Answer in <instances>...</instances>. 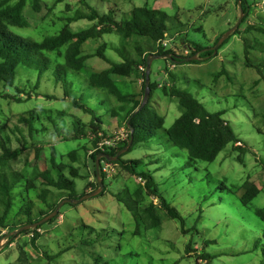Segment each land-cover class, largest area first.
<instances>
[{
  "label": "rangeland",
  "instance_id": "1",
  "mask_svg": "<svg viewBox=\"0 0 264 264\" xmlns=\"http://www.w3.org/2000/svg\"><path fill=\"white\" fill-rule=\"evenodd\" d=\"M85 1L100 13L112 10L117 20L135 7L164 11L168 15L167 34L174 38L177 52L185 56L182 42L211 47L244 13L240 0ZM81 2L40 0V10H35L33 0H26L24 15L29 25L12 30L41 41L59 31L77 12H85ZM258 3L260 0H245L247 18L217 56L200 63H174L168 59L152 63L150 103L165 118V125L146 142L133 145L123 159L148 164L140 168L154 173L158 190L183 216L184 225L158 211L159 205L155 207L160 226L147 230L143 217L138 224L133 213L115 196L125 201L127 187L130 191L138 190L144 186V180L120 165H110L105 193L79 204L64 205L59 218L42 225L36 246L30 242L31 234H21L12 243L8 230L1 231L4 237L0 240V264H206L207 260L209 264H264V222L255 214L257 209L264 208V31H259L264 29V7H258ZM88 26L87 21L81 20L72 23L71 28L79 31ZM104 44L108 45L106 56L120 62L114 50L121 44L117 34L89 40L83 45V52L94 54ZM131 55L136 57L137 52L132 50ZM46 57L48 71L41 73L20 66L12 87L4 89L0 85V138L13 149L24 144L30 147L22 158L5 169L0 167V176L9 185L13 184L15 173L34 180L38 172L52 167L53 150L59 161L62 155L78 150L79 163L67 158L64 162L79 168L73 192L79 199L88 191V184L96 182V177L95 165L87 156L93 149V138H73L75 133H87L89 123L98 117L103 121L106 136H112L125 128L124 121L114 118L113 112L123 118L132 106L130 102L120 105L92 88L85 73L68 71L64 86L56 71V66L64 63L63 56L51 53ZM107 68L109 64L99 57H91L87 62L89 73ZM114 80L123 94L143 100L141 72L131 78L116 76ZM37 83L39 87L35 89ZM172 87L192 93L211 113L225 111L224 118L240 139L241 143L236 144L240 148L229 145L214 162L191 164L187 153L175 147L166 135L181 115L178 100L167 95ZM19 89L21 102L12 99L19 97ZM66 175L71 178L69 169ZM27 182H20L13 191L16 199L9 216L12 225L17 223L19 207L28 201ZM248 183L260 192L245 205L240 197L247 192ZM50 190L58 194L57 190ZM143 197L144 203L139 205L142 211L152 202V198ZM137 226L139 233L134 235ZM189 245L193 250H188ZM60 252L62 255L56 256Z\"/></svg>",
  "mask_w": 264,
  "mask_h": 264
},
{
  "label": "trees",
  "instance_id": "2",
  "mask_svg": "<svg viewBox=\"0 0 264 264\" xmlns=\"http://www.w3.org/2000/svg\"><path fill=\"white\" fill-rule=\"evenodd\" d=\"M58 1L62 3L65 0ZM240 2L243 12L246 13L247 11L243 8L245 0H240ZM39 3L40 0H33L35 10H40ZM81 3L86 8L85 12H77L74 17L67 19V23L64 24L59 31L45 37L41 41H37L21 36L12 30L14 28L23 29L29 25L24 15L26 0H0V85L4 89L12 87L15 84L18 68L20 66H24L28 69H36L41 73L48 71L50 65L46 55L57 53L58 55H62L64 59L63 64L56 66V71L60 73V78L64 82V86H67L65 85L67 82L65 79L68 71L79 74L85 73L87 74L86 79L92 88L102 91L110 98H114L120 105L130 102L132 108L123 118H119L116 112H113L112 115L124 121L125 124L131 119V125L134 128L133 145L146 142L151 138L153 132L163 129L165 125V118L158 114L150 103L153 94V85L152 83L150 84L151 95L148 104L141 111L135 113L140 107L142 100H133V96L123 94L114 80V77L131 78L136 75L137 72H139L140 66L147 67V58L152 53L157 55L171 54L174 59L183 57L177 54L175 49H164L163 47L157 49V42L165 38L168 33V15L160 9L142 6L135 7L130 13L125 14L121 19L117 20L112 10L108 13H100L87 4L85 0H82ZM246 18L247 14L242 23L245 22ZM81 20H85L89 23L88 28L80 29L79 31L72 30V23ZM248 29L252 30V27L249 26ZM260 29L259 31H264V29ZM238 32L239 29L224 42L218 49L217 54H214L212 50L208 49L215 46L221 37L218 38L211 47H204L197 43L187 45L186 41H184L183 44L188 46L190 50L188 56L198 54L201 58L200 61H202L210 59L214 55L217 56L219 50H221L232 36L237 35ZM108 34H117L120 37L121 44L114 49L121 58L120 62L113 61L106 56L107 44L101 46L94 54L87 55L83 52V45L86 42L89 40L101 39L104 35ZM138 39H141L139 40L140 42H138ZM142 40L143 42H141ZM131 43H134V46ZM142 44L145 46H142ZM132 50L137 52L136 57L131 55ZM246 53H248L247 50ZM91 57H99L109 64V68L89 73L87 71V62ZM200 61H191L190 63H200ZM174 62L182 63V61L177 62L176 60H174ZM144 77L146 78V75H144ZM38 87L39 83L35 85V89ZM145 89L146 84L143 82L142 97L144 96ZM21 92L22 90L19 89V97L12 96V99L18 102L23 101ZM65 95L67 96V93H65ZM167 95L177 99L181 109V115L174 121L172 126L166 130L167 138L175 147L187 153V157L191 164L198 161L208 163L214 162L219 154L229 145H233L234 148H240L236 146V144L241 143L240 139L230 125V122L224 118L225 111L211 113L192 93L176 89L175 87H172ZM25 96L28 97V99L31 98V95ZM40 96L41 95H38V97ZM6 97L9 98L10 96ZM48 97L51 99L54 96ZM84 109L89 111L88 108L84 107ZM88 126L89 130L87 133H75L73 138H78L79 135L88 138L91 136V138H93L92 142L94 146L92 150L95 148H97V150L87 156L92 160L93 166L95 165V171L94 169L93 171L96 177L97 156L101 153H106L110 155V157H114L120 150L127 146L131 137V132H129L127 140L120 142L117 147L99 150V143L106 138V132L103 129V121L101 118L94 117ZM30 130L32 131V129ZM0 148V167L3 169L10 165L12 161L22 158L26 151L30 150V147H27L25 144L19 148L13 149L7 146L2 138H0ZM85 150L87 151L86 148ZM77 151L78 150L72 151L65 156L62 155L59 161L57 153L53 150L51 154L52 167L38 172L34 180L25 179L24 176H22L24 174L19 175L15 173L17 176L14 175L13 184L9 185L4 181L3 177L0 176V206L3 207H1L3 211L0 214V240L4 237L1 236V231L8 230L10 234L23 226L37 223L50 215L62 200L66 198L77 199L74 197L75 195L73 192L75 188L74 178L80 175L79 168L64 162L65 158H67L73 163H79L81 161V155H79ZM129 151H131V149ZM123 156L124 155H122L117 162L110 164L120 165L122 169L128 171L133 176L143 179L144 186L142 187L140 185V189L135 191H130V188L127 187L125 190V201H123V198L120 196L115 197L119 202L124 203L125 207L133 213V216L137 218V223L140 220L139 218L143 217L142 222L145 224L147 230L158 227L162 223L153 202H150V205L148 208H145L144 211L139 207V205L142 206L144 203L143 196L146 195L150 198L154 197L159 199L158 205L160 208L158 211L164 212L167 217L178 220L184 225L183 216L177 209L170 206L165 197L158 190V184L154 173L149 170L144 171L140 168L148 164H145L142 160H124ZM103 161L105 163L109 162L105 159H101L100 174L103 184L105 185V178L107 179L108 177L107 174L103 172ZM67 169L70 170L71 178L66 175ZM27 180L25 192H27L28 201L25 200L19 207V211L15 218L17 223L12 225L13 222L9 220V216L14 208V200L16 199L13 195V191L20 182H26ZM52 188L57 190L58 194L50 190ZM88 188L90 192L95 191L98 188L97 180L96 182L89 183ZM33 189L35 192L31 191ZM246 189L247 192L240 197V200L243 204L248 205L258 196L260 189L254 184L249 183L246 185ZM87 192L88 191H85L84 194H87ZM104 193L105 190L100 195ZM31 194L33 196H31ZM132 197H137L138 201L132 200ZM57 199V202H53ZM255 214L264 222V208L257 209ZM59 216L60 212L58 216L49 222H53L55 219L59 218ZM41 229L42 226L23 231L19 235L8 239L13 243L14 239L18 238L21 234H31L32 238L30 242L33 246H36L37 241L41 237ZM182 231L184 232L185 230L183 229ZM138 233L139 229L137 226L134 235H138ZM191 244L192 242L190 245ZM190 245L188 250H193L190 248ZM62 253L63 252H60L56 256L62 255ZM206 264H209L208 260Z\"/></svg>",
  "mask_w": 264,
  "mask_h": 264
},
{
  "label": "water",
  "instance_id": "3",
  "mask_svg": "<svg viewBox=\"0 0 264 264\" xmlns=\"http://www.w3.org/2000/svg\"><path fill=\"white\" fill-rule=\"evenodd\" d=\"M242 13H243V11H242ZM244 16H245V14L243 13L240 16L238 22L235 24V26L233 28H231L229 31H227L224 35H222L221 38L216 43V45L211 47V48H209L208 50H212L214 52V54H217L218 49L224 44V42L234 32H236L239 29V26L241 25V23H242V21L244 19ZM156 59H168V60H171V61L175 60L174 57L171 54H167V55H154V54H152V55H150L147 58L146 83H145L146 84V89H145L144 98L142 100V103H141L140 107L138 108V110L135 113L141 111L147 105V103L150 100V95H151V88H150V84H151V67H152L153 61L156 60ZM199 60H200V57L198 56V54L190 56V57H186L184 59H181V61L186 62V63L187 62H191V61H199ZM127 128L131 132V137H130V140H129V142H128L126 147H124L122 150H120L114 157H110V155H108L106 153H101V154H99L97 156V158H96V180H97V183H98V188L95 191L90 192V193L82 196L79 199L66 198V199L62 200L57 205L56 209L50 215L46 216L44 219H42L41 221H39L37 223L29 224V225H26V226H23V227L19 228L15 232L8 234V237L17 236L20 233H22L23 231L35 229L37 227H40V226L48 223L50 220H52L53 218H55L59 214L61 208L64 205H66V204H72V205L79 204V203H81V202H83V201H85V200H87L89 198H93V197H96V196L100 195L105 190V186L103 184V180H102L101 174H100L101 159H105L109 163H114V162H117L123 154L127 153L131 149V147L133 146V143H134V128L131 125V119H129L128 122H127Z\"/></svg>",
  "mask_w": 264,
  "mask_h": 264
},
{
  "label": "clouds",
  "instance_id": "4",
  "mask_svg": "<svg viewBox=\"0 0 264 264\" xmlns=\"http://www.w3.org/2000/svg\"><path fill=\"white\" fill-rule=\"evenodd\" d=\"M261 1V0H260ZM245 14V13H244ZM240 27V26H239ZM235 33V32H234ZM165 38L166 39H171L172 40V47H168V48H164V49H175V51H176V53L177 54H179L178 52H177V47H176V45H175V42H174V38H169V35L168 34H166V36H165ZM165 38H163V39H165ZM162 40V39H161ZM160 41V40H159ZM158 41V42H159ZM158 42H157V49H160V46H158ZM182 45H184L183 44V42H182ZM184 50H186V56L185 55H183V54H179L180 56H183V57H179V59H175L177 62L179 61H181V59L183 58H186V57H190V56H188L189 54H190V50H189V48H188V46H183L182 47ZM152 54H154V53H152ZM151 54V55H152ZM154 55H157V54H154ZM173 56V55H172ZM199 56V55H198ZM149 57V56H148ZM200 60H201V58H200ZM199 60V61H200ZM174 62V61H173ZM174 63H176V62H174ZM182 63H183V61H182ZM185 63V62H184ZM187 63H189V62H187ZM140 68H144V71H141L140 70ZM152 68V67H151ZM146 69H147V67L146 66H140L139 67V72H141L142 74H143V79H144V81L143 82H145L146 83V78L144 77V75H146ZM143 84V83H142ZM151 88V87H150ZM144 97V96H143ZM148 104V103H147ZM114 118H117L118 119V117H114ZM120 118V117H119ZM124 125H125V128H123L124 130L126 129L128 132H130V130L127 128V124H125L124 123ZM123 129H120V130H118L117 132H114L113 134H112V136L110 135V134H108L107 133V135L108 136H106V138H104L103 140H105V139H111V138H114L121 130H123ZM129 134V133H128ZM127 138L128 137H126V139L125 140H127ZM103 140L101 141V142H103ZM125 140H121V141H119L115 146H113V147H105V148H115V147H117L119 144H120V142H122V141H125ZM100 142V143H101ZM99 143V144H100ZM99 146V145H98ZM105 148H98L99 150H104ZM97 150V148H95L94 150H91V152H90V154H92L94 151H96ZM105 164H110V163H103V166L105 165ZM110 165H114V164H110ZM107 177H108V174H107ZM88 190H90V189H88ZM88 193H90L89 191L87 192V194ZM152 202H153V204L154 205H158L159 204V199H157V198H154V197H152ZM58 216V215H57ZM8 236V235H7ZM9 238V237H8Z\"/></svg>",
  "mask_w": 264,
  "mask_h": 264
},
{
  "label": "built area",
  "instance_id": "5",
  "mask_svg": "<svg viewBox=\"0 0 264 264\" xmlns=\"http://www.w3.org/2000/svg\"><path fill=\"white\" fill-rule=\"evenodd\" d=\"M258 7H264V0H261L260 3L257 4ZM158 46L163 48L172 47V40L171 39H162L158 42ZM141 71H144V68H140ZM129 132L125 129L121 130L114 138L111 139H105L103 142L99 144V148H105V147H113L115 146L119 141L124 140L126 137H128ZM110 171V164H105L103 166V172L106 174H109Z\"/></svg>",
  "mask_w": 264,
  "mask_h": 264
},
{
  "label": "crops",
  "instance_id": "6",
  "mask_svg": "<svg viewBox=\"0 0 264 264\" xmlns=\"http://www.w3.org/2000/svg\"><path fill=\"white\" fill-rule=\"evenodd\" d=\"M114 133V132H113ZM108 134H110V133H108ZM89 152V151H88ZM89 191V190H88ZM90 192V191H89Z\"/></svg>",
  "mask_w": 264,
  "mask_h": 264
}]
</instances>
